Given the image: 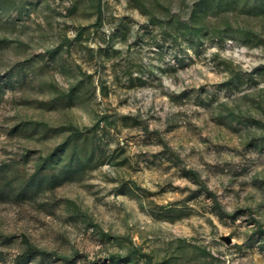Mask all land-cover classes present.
Segmentation results:
<instances>
[{
    "label": "rangeland",
    "instance_id": "374dc122",
    "mask_svg": "<svg viewBox=\"0 0 264 264\" xmlns=\"http://www.w3.org/2000/svg\"><path fill=\"white\" fill-rule=\"evenodd\" d=\"M0 264H264V0H0Z\"/></svg>",
    "mask_w": 264,
    "mask_h": 264
},
{
    "label": "water",
    "instance_id": "95a60500",
    "mask_svg": "<svg viewBox=\"0 0 264 264\" xmlns=\"http://www.w3.org/2000/svg\"><path fill=\"white\" fill-rule=\"evenodd\" d=\"M224 239H226V241L228 242V243H230L231 241H232V239H231V237L230 236H224Z\"/></svg>",
    "mask_w": 264,
    "mask_h": 264
}]
</instances>
